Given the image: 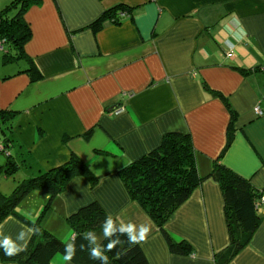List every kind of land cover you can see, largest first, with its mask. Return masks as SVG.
I'll use <instances>...</instances> for the list:
<instances>
[{"label": "crops", "instance_id": "1", "mask_svg": "<svg viewBox=\"0 0 264 264\" xmlns=\"http://www.w3.org/2000/svg\"><path fill=\"white\" fill-rule=\"evenodd\" d=\"M10 1L0 0V9ZM119 4L127 13L119 22L107 20L96 32L88 27ZM22 13L30 28L23 48L34 65L0 62V109L14 112L0 129V152L21 164L12 177L0 173V191L9 194L28 173L58 167L71 155L95 184L74 175L46 210L48 196L34 190L17 214L39 220L66 247L72 237L66 217L95 200L124 228L134 225V235L150 226L139 242L149 264H264V205L249 241L223 263L230 245L224 200L207 176L226 142L227 102L235 113L233 138L219 163L264 189V0H38ZM241 68L252 71L243 75ZM116 106L124 111L114 114ZM168 132L190 134L202 177L164 224L174 241L190 245L188 254L170 252L119 174ZM20 217L0 222V241L24 243L17 236L31 227ZM49 264L74 263L58 252Z\"/></svg>", "mask_w": 264, "mask_h": 264}, {"label": "trees", "instance_id": "2", "mask_svg": "<svg viewBox=\"0 0 264 264\" xmlns=\"http://www.w3.org/2000/svg\"><path fill=\"white\" fill-rule=\"evenodd\" d=\"M37 1L11 0L0 9L1 63L26 59L30 61V67L34 65L32 60H28L30 58L23 48L29 40L30 28L22 18V12ZM125 9L126 7L120 4L112 6L88 24V27L96 32L107 20L117 23L123 17L122 14H127ZM29 70L31 69L28 67L26 71ZM250 70L239 69L243 75L250 73L252 71ZM32 75L34 78L38 77ZM225 104L230 113V127L235 119V113L227 102ZM13 117V111L0 109L2 132H4L2 126L11 122ZM229 127L225 145L207 175L220 185L224 200V215L230 245L224 254L223 263L249 241L258 227L261 216L257 202L261 196H264V189L253 188L248 180L219 163V157L225 153L232 142L233 136ZM0 151H4L3 146ZM9 156V154L5 155V164H0V173L12 177L20 169L21 164L12 161ZM119 174L128 195L138 202L155 222L170 252L188 254L190 245L184 240L174 241L164 228V224L202 180L196 168L190 134L180 132L164 134L156 148L132 161L121 169ZM74 175L86 176L92 185L95 184V180H91V172L85 163L76 155H71L66 163L16 184L9 194L0 191V222L9 214L20 217L15 211L16 207L34 190L42 191L48 196L44 206L46 210ZM108 216L100 203L94 200L80 206L66 217L72 232L69 243L74 245L75 252L71 261L74 264H104L102 260L90 257V249L99 246L108 257V264H149L139 243L129 242V233L121 232L123 226L114 217L112 219L116 230L111 237L103 235V225ZM20 218L31 228H37L39 231L31 235L26 250L16 255L9 257L5 255L4 248L0 247L1 260L15 261L18 264H49L54 254L58 252L66 254L63 241L44 228L39 220L29 223L24 218ZM89 231L92 235L86 238L85 234ZM99 234L101 238L96 242L93 241L92 237H98ZM117 238L120 243L116 244L111 251H107L106 246L109 240ZM81 245L84 246L83 249ZM216 264L220 263L216 262Z\"/></svg>", "mask_w": 264, "mask_h": 264}, {"label": "clouds", "instance_id": "3", "mask_svg": "<svg viewBox=\"0 0 264 264\" xmlns=\"http://www.w3.org/2000/svg\"><path fill=\"white\" fill-rule=\"evenodd\" d=\"M2 227L3 226L0 225V228H2ZM134 227H135L134 225H130L128 228L122 227L121 232L126 231L129 233V242L132 244L139 243L141 241L146 240L147 234L151 230L150 226L149 225H142L138 235L132 234ZM23 228H24V226H22V230L19 232V234L17 236V240H23L24 241L23 244H17L9 236H4L3 241H0V247L4 248L5 255L11 257L13 255L18 254L21 251L26 250L27 239L30 238L31 234L39 231V229H37V228H29L28 232L25 233V231H23ZM115 230L116 229L114 227L113 219L111 216H108L106 218L104 225H103V235L105 237H111ZM0 234H2V233H0ZM26 235H27V239H26ZM91 235H92V232L89 231L85 234V237L87 238L88 236H91ZM92 239L94 241L96 239V237L93 236ZM118 243H120V240L118 238L116 240H109V243L106 246V250L111 251L116 246V244H118ZM83 247L84 246L81 245L82 249H83ZM65 253L66 254L64 255V260L65 261H71L74 257V254H75L74 245L71 243L67 244L66 248H65ZM90 257L92 259H100L104 262V264H108V257L106 255H104L103 250L99 246L93 247L90 249Z\"/></svg>", "mask_w": 264, "mask_h": 264}, {"label": "built area", "instance_id": "4", "mask_svg": "<svg viewBox=\"0 0 264 264\" xmlns=\"http://www.w3.org/2000/svg\"><path fill=\"white\" fill-rule=\"evenodd\" d=\"M126 14H122V16H125ZM124 111V107L123 106H117L113 112L114 114H120ZM254 111L257 113V114H261L262 111L260 109L259 106H255L254 107ZM2 149V146L0 145V150ZM261 205H264V196H261L260 200L257 202V206H258V210L260 208Z\"/></svg>", "mask_w": 264, "mask_h": 264}, {"label": "rangeland", "instance_id": "5", "mask_svg": "<svg viewBox=\"0 0 264 264\" xmlns=\"http://www.w3.org/2000/svg\"><path fill=\"white\" fill-rule=\"evenodd\" d=\"M2 135H3V134L0 132V138L3 137ZM5 162H6V157L3 155L2 152H0V164H5ZM30 169H31V168H29L28 170L30 171ZM31 175H32V176H31ZM37 175H38V174H36V172L34 171V173H28V174H27V177L30 178V177H34V176H37ZM7 177H8V176H7ZM11 182H12V181H11ZM1 186H2L4 189H6V188H5V185H4V183H3V181L1 182ZM7 191H8V190H7ZM100 238H101V235L99 234V236L96 237L95 242L98 241Z\"/></svg>", "mask_w": 264, "mask_h": 264}]
</instances>
